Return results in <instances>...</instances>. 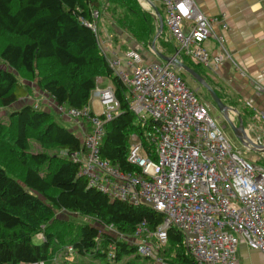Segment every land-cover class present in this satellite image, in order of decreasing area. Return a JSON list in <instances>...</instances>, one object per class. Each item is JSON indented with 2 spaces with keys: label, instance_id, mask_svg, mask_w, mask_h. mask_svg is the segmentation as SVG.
Listing matches in <instances>:
<instances>
[{
  "label": "trees",
  "instance_id": "trees-1",
  "mask_svg": "<svg viewBox=\"0 0 264 264\" xmlns=\"http://www.w3.org/2000/svg\"><path fill=\"white\" fill-rule=\"evenodd\" d=\"M113 3L120 8V12L113 10L118 14L112 18L121 30L147 49L156 40L161 53L175 55L161 10L163 29L159 17L139 0ZM100 8L101 0H0V58L6 64L3 67L0 62V108L16 106L0 115V264H48L67 245L73 246L75 256L92 254L109 264L125 257L124 264H140L143 257L156 260L154 264H198L176 228L168 230V243L157 247L154 256L142 254L138 243L105 230V225L112 224L131 237L146 222L152 232L163 215L144 204L112 199L89 186L87 177L79 175L80 164L60 153L81 150L84 140L60 126L50 110L56 109L55 103L86 107L97 78L107 76L113 81L120 112L105 125L100 154L121 170H140L127 159L131 134L144 131L130 109L131 92L113 73L98 28L95 31L86 23L93 21V10L108 18ZM186 57L178 58L204 76L196 67L200 64ZM30 83L47 95L44 109L40 101H25L32 91ZM33 142L42 149L32 151ZM56 210L85 216L102 227L60 219ZM40 232L44 239L36 242Z\"/></svg>",
  "mask_w": 264,
  "mask_h": 264
},
{
  "label": "built area",
  "instance_id": "built-area-1",
  "mask_svg": "<svg viewBox=\"0 0 264 264\" xmlns=\"http://www.w3.org/2000/svg\"><path fill=\"white\" fill-rule=\"evenodd\" d=\"M161 2L176 47L174 56H188L213 70L225 59L233 60L224 45L225 37L215 29L217 23L228 28L223 18L207 16L195 0ZM100 16L99 10H93V21H86L95 31ZM209 39L218 43L222 54L211 53L205 45ZM100 45L113 73L129 88L130 109L136 124L144 129L143 134H131L127 156L140 170H121L100 154L105 125L119 114L120 102L114 86L102 87L99 82L84 108L54 104L63 118L77 122L84 136L81 150L65 149L63 154L80 164L79 175L87 177L89 186L112 199L144 204L163 215L155 231H149L143 222L131 237L112 224L104 229L132 243L146 233L160 247L168 243V230L176 228L198 264H237L242 242L264 253V167L246 158L231 142L208 103L177 72L175 64L146 62L133 47L109 50L101 40ZM150 51L155 54L152 48ZM95 101L102 107L99 112L92 109ZM247 105L251 107V102ZM254 119L263 123L261 133L252 134L248 127L246 133L254 144L264 147V112L256 109ZM138 244L142 254L154 256L151 246ZM66 254L74 258L73 246Z\"/></svg>",
  "mask_w": 264,
  "mask_h": 264
},
{
  "label": "crops",
  "instance_id": "crops-1",
  "mask_svg": "<svg viewBox=\"0 0 264 264\" xmlns=\"http://www.w3.org/2000/svg\"><path fill=\"white\" fill-rule=\"evenodd\" d=\"M143 1L149 4L148 0ZM150 1L153 3L150 6L154 10L156 5L164 9L161 0ZM195 1L207 16H219L228 24V28L224 29L217 23L215 29L225 37L224 45L233 58V60L225 59V63L217 70L209 67L202 68L203 65H199L204 77L218 91L223 102L230 107V114L234 115L238 123L240 120L245 122L244 124L250 128L252 134L261 133L260 126L263 123L255 120L254 114L256 109L264 112V0ZM117 37L119 39L116 38L117 41L114 44V40L107 33L103 41L106 42L109 50L124 51L131 47L137 50L142 49L138 40L135 36H130V33L123 31L117 34ZM205 45L213 55L223 53L214 39L207 40ZM148 54L146 57L149 60L145 58L146 62L153 59L160 60L158 56ZM103 77L105 76H99L97 83H102V87L113 86L112 79L107 76L110 82L104 85ZM259 87L262 89L259 90ZM248 101L251 102V107L247 105ZM101 108L97 101L92 104V109L95 111L99 112ZM255 151L261 155L264 154V151ZM251 159L258 158L254 155ZM256 164L264 167V161L261 164L256 161ZM237 264H264V253L242 242L237 254Z\"/></svg>",
  "mask_w": 264,
  "mask_h": 264
},
{
  "label": "rangeland",
  "instance_id": "rangeland-1",
  "mask_svg": "<svg viewBox=\"0 0 264 264\" xmlns=\"http://www.w3.org/2000/svg\"><path fill=\"white\" fill-rule=\"evenodd\" d=\"M139 2L144 9L155 14L154 8H152L149 4H146L145 1H143V0H139ZM155 7L159 11L161 10L164 18L166 19V16H167L166 11L164 9L163 10L160 9V7L158 5H156ZM100 9L103 10V12H104L103 14L108 17V18H104L101 15L100 19L97 21L100 40L103 42L107 33H109V35L111 36V39L114 40L113 43L116 44V41H117L116 38H118L117 34H119V33L121 34V32H123V31L121 30L119 25H117L116 20L113 19L112 17H116V15L118 13L114 14V11L118 12L120 10V8L118 5H116V3H113V0H101V8ZM166 34L169 36L168 27H166ZM113 35H114V37H113ZM131 35L132 34H130V36ZM109 43H111V41H109ZM140 45H141L142 49L138 48V51L139 50L142 51L145 57L148 54V51L150 52V54H154L153 52L151 53L150 49L143 47L142 44H140ZM154 56L157 57L156 53L154 54ZM145 57H144V59H145ZM158 59H160V58L158 57ZM154 60H156V59H153L151 61H154ZM187 60L190 61L189 58H187ZM0 62L3 65V67H6V64H4L2 62L1 58H0ZM196 67L199 70L200 69L202 70V68H205L204 66H202V68L200 66H196ZM176 69H177V72L182 77L185 78V80L190 85V87L193 88V90H195L198 93L199 97L208 103L210 110H211V114L217 120L218 124L224 128V130H225L226 134L228 135V137L230 138L231 142L236 147H238L244 151V156L246 158L251 159L252 156L256 155V157L258 159L254 160V161L255 162L258 161V163L261 164L262 161H264V154L261 155V154L257 153L255 150L247 149V147L241 142V140H239V138L235 135V132H234L229 120L225 117L224 112L215 103V101L212 98V96L210 95L208 89L206 87H204L203 85H201L200 83H198L191 75H189L184 70H182L178 67ZM210 74L212 75V73H210ZM103 78H104V83H103L104 85H106L110 82V80L106 76ZM30 86H31L32 91L28 96L25 97V101H28L30 103H35V104L40 101L43 104L42 109H44L48 103L47 95L44 94L43 92H41L39 90V88L34 85V83H30ZM100 86H102V83H100ZM25 101H22V103H25ZM19 106L20 105H17V107H19ZM15 108H16V106L9 107L8 109L0 108V115H5L8 111H11ZM52 109H53V111L52 110H50V111L55 115V119L57 120V122L59 123L60 126H62L65 129H72L73 132L78 135V137H81L84 140V136H83L81 128L76 127V124H77L76 121H74V120L70 121L68 119H64L60 114H58L56 109H54L53 107H52ZM233 121L238 124V121H237V119L235 120L234 116H233ZM245 126H246V124H245ZM41 149L42 148H41L40 144H38L37 142L32 143V151H37V150H41ZM50 152L53 153V151H50ZM60 153L62 155H64L63 151H61ZM251 160H253V159H251ZM56 216L60 219L72 220L73 222H76V223L91 222L93 224H97L98 226L102 227L101 224L95 222V220H93V219L87 218L85 216H80L76 213H69V212L64 211V210H62V211L56 210ZM41 239H44V233L43 232L38 233L37 236L34 238V240L36 242H40ZM68 239H69V237H68ZM135 241L137 243L147 244V245L151 246L153 248V250H156L157 247H159V245H158L159 242L155 238L150 237V236L149 237L143 236V238H137ZM70 246H72V245H67L65 248H63L60 251V253H58L56 256H54V258L51 259V261L48 264H72V263L109 264V261L103 257H94L92 254L81 255V254H78L77 252H76L77 255L74 256L73 259H69L67 257L66 252H67V248ZM127 259H128V257H125L121 261L113 262L111 264H124V262ZM155 262H156V260L152 261L150 259L143 257L140 261V264H154Z\"/></svg>",
  "mask_w": 264,
  "mask_h": 264
},
{
  "label": "water",
  "instance_id": "water-1",
  "mask_svg": "<svg viewBox=\"0 0 264 264\" xmlns=\"http://www.w3.org/2000/svg\"><path fill=\"white\" fill-rule=\"evenodd\" d=\"M149 1V4L152 5L153 3ZM157 16L159 17L160 20V25H161V29L164 28V21L163 18L160 14V12L158 11V9L155 7ZM152 49L153 51L157 54V56L162 60V61H166L172 64H175L178 68L184 70L185 72H187L189 75H191L198 83H200L201 85H203L204 87H206L210 93V95L212 96V98L214 99L215 103L218 105V107L224 112L225 117L229 120L235 135L239 138V140H241V142L249 147L250 145H253V149L254 150H264V147L262 146H258L256 144H254L252 142V140L250 139V137L247 135L246 133V126L244 124V122L242 120L239 121L238 125L233 121V119L230 116V107L227 106L223 100L220 98V96L218 95L217 91L215 90V88H213L205 79L204 76H202L199 72H197L194 68H192L191 66L187 65L186 63H184L180 58H178L177 56H166L163 53H161L157 48H156V40L153 41L152 44Z\"/></svg>",
  "mask_w": 264,
  "mask_h": 264
}]
</instances>
